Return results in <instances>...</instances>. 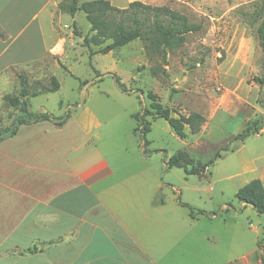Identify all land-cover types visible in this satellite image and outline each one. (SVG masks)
<instances>
[{
  "label": "rangeland",
  "instance_id": "rangeland-1",
  "mask_svg": "<svg viewBox=\"0 0 264 264\" xmlns=\"http://www.w3.org/2000/svg\"><path fill=\"white\" fill-rule=\"evenodd\" d=\"M139 1L165 6L199 28L182 34L170 47L155 46L149 32L153 15L139 12L137 17L148 32L145 44L135 39L107 53H96L112 39L88 47L84 38L77 36L62 56L36 62L32 61L37 58L35 51L16 52L24 35L1 38L0 52L8 44L7 53L16 52L11 60L18 66L0 74V129L8 127L19 112L18 107L3 100V95L19 96L21 74L26 80L29 111L63 120L57 124L62 131L58 136L67 141L59 143L58 149H71L73 142H81L78 149H98L121 162L130 161L133 155L144 156L146 163L158 168L180 150L199 162H207L219 151L221 157L202 174L187 175L182 168L160 169L161 194L174 195L180 202L193 198L202 210L218 211L225 202L239 211L235 192L254 178L264 181V47L257 34L264 18V0ZM109 2L121 9L128 6L127 0ZM74 19L80 35H94L83 11L78 10ZM113 21L119 22L120 15L114 14ZM124 22L132 24L126 17ZM71 23L67 13L56 16L52 23L44 19L46 43L54 34H49L53 25L64 34ZM33 44L39 45L37 41ZM4 62L3 55L0 71L8 66H2ZM52 77L59 88L50 91ZM148 91L156 93L158 101L172 106L176 113L215 112V117L204 133L191 135L187 130L184 139L163 118L147 116L150 126L143 136L134 130L138 125L134 115L149 108ZM249 125L250 133L243 140L236 138ZM172 187L181 189L182 194Z\"/></svg>",
  "mask_w": 264,
  "mask_h": 264
},
{
  "label": "crops",
  "instance_id": "crops-1",
  "mask_svg": "<svg viewBox=\"0 0 264 264\" xmlns=\"http://www.w3.org/2000/svg\"><path fill=\"white\" fill-rule=\"evenodd\" d=\"M61 2L0 0V39L24 35L16 52L35 51L34 62L62 56L83 36L77 25L78 35L73 31L76 12L69 31L53 25L46 43L44 19L66 13ZM8 49L0 52L8 65L0 74L18 66ZM202 115L199 133L215 112ZM58 122L24 123L0 140V264H264V214L250 204L239 201L238 211L222 202L218 211L191 215L186 205L202 210L193 198L161 194L160 169L179 167L166 159L158 168L135 155L121 162L78 149L81 142L58 149L67 141L59 139Z\"/></svg>",
  "mask_w": 264,
  "mask_h": 264
},
{
  "label": "trees",
  "instance_id": "trees-1",
  "mask_svg": "<svg viewBox=\"0 0 264 264\" xmlns=\"http://www.w3.org/2000/svg\"><path fill=\"white\" fill-rule=\"evenodd\" d=\"M59 10L66 12L73 16L78 10L83 11L86 19L90 24V31L94 32V35L83 37V43L85 46L90 47V44L100 45L105 40L112 39L110 43L98 49L96 53H107L108 51L126 45L127 43L141 39L143 43L148 39V32L144 30L145 23L140 21L137 17V13L141 12L151 13L153 15V23L149 29L153 44L155 46L161 45L162 47H170L173 45L175 39L181 37L182 34L196 31L199 25H191L187 18L180 15L176 11L165 6H153L143 3L139 0H133L128 3L126 8H118L113 6L108 0H86L79 2L78 0H69V3L65 4L61 2L58 5ZM114 14L120 15V21L114 22ZM127 18L132 24L127 25L124 22V18ZM169 17L167 22H164V18ZM73 31L78 35L76 24L74 22ZM133 25V27H132ZM257 34L259 43L264 47V18L261 20L257 27ZM3 34L0 33V36ZM147 42V41H146ZM145 44V43H144ZM20 92L19 96H11L10 94H4L3 100L13 107H18V114L13 118L12 123L3 129H0V140L5 137L12 136L16 133L19 125L24 123L37 122L41 120L49 119L50 116L45 113H37L29 111V104L25 97L28 95L26 89V80L18 74ZM119 88L124 89V85L118 78H115ZM52 87L51 90H57L59 83L55 77L51 78ZM146 97L150 100L149 108H143L141 113L134 115L138 125L134 128L135 131L140 130L143 134L149 130L150 123L146 120L147 116L151 118H163L167 121L173 132L180 138H185L187 128L189 134H197L201 131L202 125L205 122V117L197 111H191L187 115L176 113L173 108L168 105H164L158 101L156 93L148 91ZM175 113L176 115H173ZM63 120L57 124H61ZM141 125V127L139 126ZM250 125L242 133L238 134L236 138L241 137L243 140L249 133ZM227 150V149H224ZM221 157V153L218 151L214 154L213 158L207 162H199L189 155L188 152L180 150L166 160L167 167H179L182 168L185 174H201L206 170L208 165L212 164L214 160ZM235 197L245 204H250L258 213L264 214V186L260 179L254 178L241 186L235 193ZM183 205H186L182 203ZM191 215L205 214L204 210L194 209L190 205H186Z\"/></svg>",
  "mask_w": 264,
  "mask_h": 264
}]
</instances>
